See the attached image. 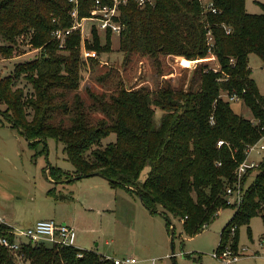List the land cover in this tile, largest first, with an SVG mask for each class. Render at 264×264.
Instances as JSON below:
<instances>
[{"label":"trees","instance_id":"16d2710c","mask_svg":"<svg viewBox=\"0 0 264 264\" xmlns=\"http://www.w3.org/2000/svg\"><path fill=\"white\" fill-rule=\"evenodd\" d=\"M210 1L216 13L205 10L199 0H154V5L144 6L129 1L120 6L115 18L121 25L119 50L127 58L133 53H162L185 57L189 60L183 63L191 65L213 57L217 67L198 63L186 89L168 84L157 91L122 88L108 99L92 94L104 115L94 124L77 93L87 60L81 52L80 30L67 38L64 48L53 32L73 25L75 7L79 19L90 17L95 0H0V37L6 42L0 45L2 58L24 53L22 36H28L27 44L38 51L16 64L10 75L0 77L2 114L32 147L41 142L46 147L48 138L63 144L74 169L49 166L53 179L72 181L99 172L113 185L136 193L150 212L162 214L169 229L171 216L181 221L189 236L230 206L226 190L238 181L236 168L247 146L264 135V95L249 64L251 54L264 63V12L249 13L245 0ZM112 36L108 29L102 44L93 27L85 47L97 54L110 51ZM21 81L30 87L21 86ZM226 96L238 97L253 119L238 114ZM157 110L163 111L158 123ZM68 113L69 124L63 118L53 122L58 114ZM112 133L115 141L103 146L101 141ZM219 140L224 144L218 146ZM242 182L243 200L220 232L218 250L232 238L236 243L241 224L258 214L264 219V152L259 166ZM11 230L0 222V239L13 241ZM21 252L24 256L18 259L0 244V264H115L94 250L74 246L28 241Z\"/></svg>","mask_w":264,"mask_h":264},{"label":"rangeland","instance_id":"374dc122","mask_svg":"<svg viewBox=\"0 0 264 264\" xmlns=\"http://www.w3.org/2000/svg\"><path fill=\"white\" fill-rule=\"evenodd\" d=\"M246 9L252 14L264 12V0H245ZM90 21L86 30L91 37ZM102 44L105 32L100 31ZM24 53L13 58L0 55V77L10 75L16 64L38 55L28 45L29 37L20 38ZM6 42L0 37V45ZM119 35L112 36L110 51L97 54L95 60H85L81 67L80 95L84 108L92 123L103 118L93 96L109 98L122 88H146L157 91L165 85L187 88L198 63L205 61L217 67L213 57L186 65L185 57L159 53L150 55L133 53L128 58L119 50ZM104 45H102L103 47ZM194 61V60H190ZM252 77L259 92L264 95V63L256 55L249 56ZM21 86L30 85L21 81ZM74 92L67 99L73 101ZM232 108L247 119H253L243 102L230 101ZM0 104V222L11 227L27 229L38 220L54 219L56 222L69 221L76 230L75 246L94 250L110 258H135L133 264H227L213 254L220 244V232L236 211L233 207L223 208L201 232L189 236L184 233L181 221L171 216L172 226L166 224L160 213H152L142 204L136 193L129 192L108 179L92 175L68 181H57L48 173L49 166H58L73 171L67 159L63 144L48 138L45 143L32 147L20 130L11 126L4 118ZM163 111L157 110L158 123ZM70 115L58 114L53 122L64 119L70 123ZM114 133L101 141L102 145L115 141ZM262 156L253 155L256 162ZM147 170L141 174L146 177ZM250 176L248 183L254 178ZM235 236V232L233 237ZM264 219L255 215L248 224L238 228L236 243L228 241L224 248L236 254L233 264H264ZM23 242L28 239L22 237ZM44 245L52 246L43 241ZM236 247V248H235Z\"/></svg>","mask_w":264,"mask_h":264},{"label":"built area","instance_id":"2783aa9c","mask_svg":"<svg viewBox=\"0 0 264 264\" xmlns=\"http://www.w3.org/2000/svg\"><path fill=\"white\" fill-rule=\"evenodd\" d=\"M76 1V0H71ZM129 1H134L138 5L144 6L146 4L154 5V0H110V3H102L101 0H95V8L91 12L90 17H85L79 19L78 11L76 7L71 12V17L73 19V25L69 28H57L54 32V38L58 41L61 48L65 47L67 38L76 30H80V35L82 39V56L85 59H95L97 53L95 50L87 49L85 47V41L90 40L92 37V28L95 27L98 32H107L108 29L114 34H118L121 31V25L116 22L115 18H118L120 14V6L126 4ZM205 10L217 12L214 3L210 0H199ZM86 21L92 23L91 26V37L89 38V32L86 30ZM101 34V33H100ZM212 37H209V42ZM227 100L238 102L239 98L236 96H226ZM218 146L224 144V141L219 140ZM264 152V135L254 144L248 145L245 150L244 160L237 166V183L233 187H228L226 190L227 203L233 204L234 206H239L243 200L244 188L242 177L250 170L256 169L260 162H256L252 159L253 155L262 156ZM11 232L14 235L13 241H10L6 237L0 239V244L6 247L10 252L14 253L15 256L20 259L23 258L24 254L22 251L23 238L25 237L28 241L34 243H42L43 241L49 242L52 246H75L76 241V230L73 226L56 222L54 219H42L38 220L32 227L27 229H20L11 227ZM236 227L234 226L232 230L234 231ZM27 241V242H28ZM216 258L225 261L227 264H233L238 258L236 254H233L229 248H224L216 251L213 254ZM79 256H81L79 254ZM103 258L111 259L115 264H133L136 262L135 258H110L103 256Z\"/></svg>","mask_w":264,"mask_h":264},{"label":"crops","instance_id":"0c3cea01","mask_svg":"<svg viewBox=\"0 0 264 264\" xmlns=\"http://www.w3.org/2000/svg\"><path fill=\"white\" fill-rule=\"evenodd\" d=\"M60 223H64V224H68V225H71L72 226V224L71 223H69V221H62V222H60ZM76 236H77V234H76ZM77 238V237H76ZM82 249V248H81Z\"/></svg>","mask_w":264,"mask_h":264},{"label":"water","instance_id":"95a60500","mask_svg":"<svg viewBox=\"0 0 264 264\" xmlns=\"http://www.w3.org/2000/svg\"><path fill=\"white\" fill-rule=\"evenodd\" d=\"M94 175H99V176H102V177H104L101 173H99V172H97V173H95ZM78 178H80V177H75V179H78ZM105 178V177H104ZM141 200V199H140ZM142 201V200H141Z\"/></svg>","mask_w":264,"mask_h":264}]
</instances>
